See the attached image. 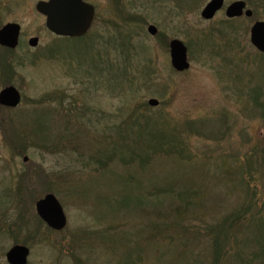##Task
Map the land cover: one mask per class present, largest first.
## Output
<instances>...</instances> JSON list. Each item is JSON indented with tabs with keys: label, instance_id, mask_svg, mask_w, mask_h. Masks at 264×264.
Segmentation results:
<instances>
[{
	"label": "rangeland",
	"instance_id": "374dc122",
	"mask_svg": "<svg viewBox=\"0 0 264 264\" xmlns=\"http://www.w3.org/2000/svg\"><path fill=\"white\" fill-rule=\"evenodd\" d=\"M88 1L95 23L75 41L50 36L30 1L0 4V27L42 38L0 48V92L22 96L0 105V264L16 245L28 264H258L259 228L228 218L264 195V54L250 41L264 0H240L253 17L236 21L203 20L211 0ZM49 193L62 231L36 212Z\"/></svg>",
	"mask_w": 264,
	"mask_h": 264
},
{
	"label": "water",
	"instance_id": "95a60500",
	"mask_svg": "<svg viewBox=\"0 0 264 264\" xmlns=\"http://www.w3.org/2000/svg\"><path fill=\"white\" fill-rule=\"evenodd\" d=\"M224 0H212L202 12L205 20H211L216 13L222 9ZM246 4L236 2L229 6L226 11L228 18L241 17L244 14ZM39 13L47 17V27L55 34L65 37H83L89 31L95 9L93 6L84 3L82 0H51L47 3H39ZM247 17H252L251 10L246 11ZM148 32L152 36L158 34L155 26H150ZM19 37V26L9 24L0 31V44L10 48L17 46ZM37 40L31 42L36 46ZM252 45L264 53V22H257L251 29ZM171 62L173 68L178 72L190 68L188 61V50L183 42L173 40L170 43ZM21 102L20 92L15 87H8L0 93V105L9 108H16ZM149 105L156 107L157 100H150ZM27 162L28 158L24 159ZM36 211L39 217L53 230L61 231L67 226V218L62 206L53 194L46 195L36 203ZM30 249L26 246H15L6 255L9 264H28Z\"/></svg>",
	"mask_w": 264,
	"mask_h": 264
},
{
	"label": "trees",
	"instance_id": "16d2710c",
	"mask_svg": "<svg viewBox=\"0 0 264 264\" xmlns=\"http://www.w3.org/2000/svg\"><path fill=\"white\" fill-rule=\"evenodd\" d=\"M243 184H247L244 178L240 185ZM250 193L251 194H248L244 203L229 215L228 220L231 223V228H235L236 231L243 227L246 228L247 226H257L259 228V233L257 235L258 239L256 240L258 251H255L254 257L255 262L264 264V195L257 196L256 193L251 191Z\"/></svg>",
	"mask_w": 264,
	"mask_h": 264
},
{
	"label": "flooded vegetation",
	"instance_id": "af4514ba",
	"mask_svg": "<svg viewBox=\"0 0 264 264\" xmlns=\"http://www.w3.org/2000/svg\"><path fill=\"white\" fill-rule=\"evenodd\" d=\"M26 1H30V2H32L33 4H35L36 5V8H37V5L39 4V3H47V2H49L50 0H26ZM84 3H86V4H89V5H92L88 0H82ZM236 1H240V0H236ZM236 1H233V2H236ZM233 2H231L230 4H232ZM6 3V0H0V4H5ZM94 6V5H93ZM95 7V6H94ZM223 9H224V7H223ZM222 9V10H223ZM221 10V11H222ZM220 11V12H221ZM95 12H96V8H95ZM219 12V13H220ZM39 16L41 17V18H43V19H45V29H46V31L50 34V36H52V37H54L55 39H60V40H65V39H70V38H67V37H65V36H60V35H57V34H55V33H53L48 27H47V17L46 16H44V15H42V14H40L39 13ZM242 18H244V17H242ZM242 18H240V19H242ZM240 19H237V20H240ZM94 23H95V20H94V22H93V25H92V28H93V26H94ZM15 24H17V23H15ZM19 25V24H18ZM20 26V25H19ZM1 28V27H0ZM26 35H24L23 34V28L20 26V28H19V37H18V40H17V46L15 47V48H10V47H7V46H3V45H1L0 44V48H1V50H4L5 52H8V53H13V52H16L17 50H19L21 47H29L30 49H32V50H36L41 44H42V38L40 37V36H38V35H34V36H31V37H29V38H27V37H25ZM37 40V43H36V46H32L31 45V42L33 41V40ZM5 64H9V62L8 61H6L5 63H1V65H0V74L2 75V69H3V67H4V65Z\"/></svg>",
	"mask_w": 264,
	"mask_h": 264
}]
</instances>
